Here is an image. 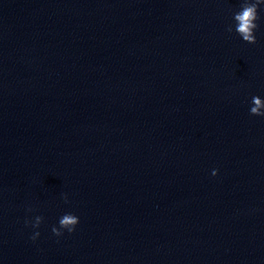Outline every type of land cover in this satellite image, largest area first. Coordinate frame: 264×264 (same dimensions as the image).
<instances>
[{
	"label": "clouds",
	"instance_id": "1",
	"mask_svg": "<svg viewBox=\"0 0 264 264\" xmlns=\"http://www.w3.org/2000/svg\"><path fill=\"white\" fill-rule=\"evenodd\" d=\"M264 4V0H242L240 10L235 12L233 20L235 21V32L242 38L243 41L249 44H255L257 42L255 30L258 28L257 21L260 19L258 9ZM227 31L231 33L233 27L228 26ZM252 107H250V114L254 116H264V100L259 96L252 97ZM217 170H213L212 175H216ZM65 202L67 197L65 196ZM43 221V217L36 216L32 227L39 228ZM28 223V221H26ZM79 223V218L72 214L66 213L59 220V227H53L52 232L56 236L62 235V229L67 230L69 233L75 231L76 225ZM40 235L36 232L32 239L35 240Z\"/></svg>",
	"mask_w": 264,
	"mask_h": 264
}]
</instances>
